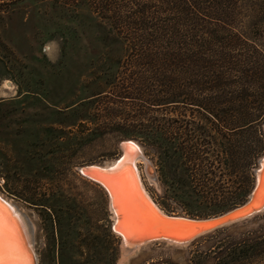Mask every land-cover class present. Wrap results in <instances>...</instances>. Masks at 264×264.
Returning <instances> with one entry per match:
<instances>
[{"label":"rangeland","instance_id":"1","mask_svg":"<svg viewBox=\"0 0 264 264\" xmlns=\"http://www.w3.org/2000/svg\"><path fill=\"white\" fill-rule=\"evenodd\" d=\"M12 2L0 0V191L33 223L38 264L119 263L107 193L78 166L112 162L124 139L153 164L154 176L144 160L139 173L166 213L204 218L247 200L264 153V118L241 127L264 91V0H239L235 22L216 23L225 28L218 33L181 37L183 22L177 43L196 63L159 72L165 82L157 72L147 78L142 61L129 64L130 51L90 9ZM222 51L235 58L217 67ZM232 68L230 95L226 79L213 77ZM170 79L178 101H150ZM153 133L162 146L146 137ZM227 246L237 260L223 264H264V211L184 245L146 243L127 264H221L220 250L231 257Z\"/></svg>","mask_w":264,"mask_h":264},{"label":"trees","instance_id":"2","mask_svg":"<svg viewBox=\"0 0 264 264\" xmlns=\"http://www.w3.org/2000/svg\"><path fill=\"white\" fill-rule=\"evenodd\" d=\"M12 3L23 2L26 0H12ZM27 1H48L53 7H68V8H85L90 9L101 20L110 25V30L115 33L122 41L123 49L130 51L129 64L135 65L137 61H142L144 69L147 71V78L154 77L157 72L158 79L165 82L166 78L159 74V72H167L177 70V66L182 71L189 67L188 62L196 63V55L189 54V48L185 46H178L177 32H180L179 26H182L181 37H190L191 32L218 33L223 31V25L219 22H235L238 14L239 0H27ZM72 10V9H71ZM172 13L174 16H179V19L168 17L161 23L157 19V14L163 12ZM182 21V22H181ZM181 23V24H180ZM215 24L213 28L209 25ZM205 26V28H201ZM194 28V29H193ZM228 34L238 36L237 33L230 28H226ZM185 32V33H184ZM203 44H201V47ZM231 53L216 52L214 56V63L217 67H222V63H229L232 59ZM139 58V59H137ZM235 58V57H234ZM199 59L198 61H200ZM197 61V62H198ZM233 61V60H232ZM118 60L117 63H120ZM213 62V61H212ZM235 62V61H233ZM236 63V62H235ZM237 64V63H236ZM235 70L219 72L213 78L224 77L227 81L228 94H234L232 87L236 83V75L233 74ZM154 72V73H153ZM153 74V75H152ZM160 77V78H159ZM171 79H174L171 77ZM170 83L164 84L162 90L159 91L158 100L156 98L150 99L152 102H177V97L180 92L176 90L175 83L172 80ZM183 94V93H182ZM188 95V94H186ZM260 99L255 102L254 111H245L242 122V129L252 127L254 124L260 123L264 118V91H260ZM185 96V93L182 95ZM191 97L192 94L188 95ZM155 97V96H154ZM151 98V96H150ZM160 104H163V103ZM156 104V103H152ZM264 132H262L263 134ZM153 145L160 147L163 145L162 138L159 135L147 134L146 136ZM171 145V144H170ZM173 146V145H172ZM175 149L170 158H174ZM169 161V159L167 160ZM228 247V246H227ZM227 259H224L225 252H221L216 257L217 263L236 261L234 257L236 250L228 247Z\"/></svg>","mask_w":264,"mask_h":264},{"label":"water","instance_id":"3","mask_svg":"<svg viewBox=\"0 0 264 264\" xmlns=\"http://www.w3.org/2000/svg\"><path fill=\"white\" fill-rule=\"evenodd\" d=\"M130 144H134L139 150L127 147ZM120 149L121 152L118 155L120 157L111 166H106V163L78 166L81 175L102 186L107 193L109 209L113 216L111 230L121 240V255L118 264H127L133 250L146 242L165 240L178 245L190 243L206 233L264 211V173H262L264 153L255 169L254 186L244 203L218 215L197 218L165 214L139 177L136 161L141 157L145 161L148 174L154 176L156 173L153 164L146 158L142 146L134 139H124L120 142ZM126 155H128L127 162L134 164L135 169L129 164L122 163L125 161ZM117 179L120 181L119 188H115L113 184V181ZM0 193L5 195L1 191ZM12 206L16 207L18 212L21 209L16 203ZM10 215L12 214H6L4 219L5 246L8 243L7 237L11 233L14 236L18 252L12 258L6 256L0 264H38L39 258L32 243L31 221L27 222L29 228H27L24 240L15 221L12 219L9 222ZM133 220H135V226L130 228ZM122 237H126L129 247L124 244Z\"/></svg>","mask_w":264,"mask_h":264},{"label":"bare ground","instance_id":"4","mask_svg":"<svg viewBox=\"0 0 264 264\" xmlns=\"http://www.w3.org/2000/svg\"><path fill=\"white\" fill-rule=\"evenodd\" d=\"M12 87V86H11ZM6 88H9V86L7 85L6 87H5V89ZM130 145H134V144H130ZM128 155H126V159H125V161L124 162H122V163H126L127 165L129 164V165H131V166H133L134 164H131V163H129V161L127 162V157ZM120 157V156H119ZM118 157V158H119ZM117 158V159H118ZM117 159H115V160H113L112 162H108L107 164H106V166H111V164L113 165L115 162H116V160ZM123 159V160H124ZM144 159L141 157V158H139L136 162H137V164H139V162L140 161H143ZM132 168H134V166L132 167ZM135 169V168H134ZM138 174H139V177H140V179H141V176L140 175H142V170L140 171V173H139V168H138ZM153 180V179H152ZM141 181H142V179H141ZM143 182V181H142ZM0 198H5V200H2V202L4 203V205H5V208H6V210L8 209V208H10L11 209V213L10 214H12V215H14V221H15V223H16V225H17V227H18V229H19V232H20V234H21V237L25 240L26 239V232H27V228H29V225H28V220L29 221H31L30 219H29V217L24 213V211L22 210V209H20L19 207V209L21 210H19V212L17 211V208L16 207H14V206H12V204H15L14 202H13V200H11L10 198H7L5 195H2L1 193H0ZM154 200V199H153ZM156 202V201H155ZM156 204H157V202H156ZM158 205V204H157ZM158 207L165 213V214H169V213H166L159 205H158ZM174 216H181V215H174ZM186 217V216H185ZM31 224H32V231L34 230V226H33V223L31 222ZM31 236H32V239H33V241H32V243H33V245H34V237H33V234H31ZM122 239H124L123 240V242H124V244L127 246V247H129L128 246V243H127V239H126V237L125 238H123L122 237ZM168 242V241H167ZM146 243H149V242H146ZM145 243V244H146ZM170 244L172 243V242H169ZM173 244V243H172ZM182 245H184V244H182ZM140 247V246H139ZM138 247V248H139ZM137 248V249H138ZM136 251V249L135 250H133V253ZM37 255V254H36ZM39 260V259H38ZM120 262V261H119Z\"/></svg>","mask_w":264,"mask_h":264},{"label":"snow or ice","instance_id":"5","mask_svg":"<svg viewBox=\"0 0 264 264\" xmlns=\"http://www.w3.org/2000/svg\"><path fill=\"white\" fill-rule=\"evenodd\" d=\"M7 86V85H6ZM127 147L132 148L133 150L138 151L139 149L134 145H127ZM262 173H264V169H262ZM114 187L119 188L120 181L114 180L113 181ZM11 209H5V205L2 202V198H0V262L4 261L5 257L12 258L14 257L17 252L18 248L14 242V236L10 233L7 237L8 243L5 246V232H4V219L6 214H10ZM14 219V215L9 216V222ZM135 226V220H133L132 224H130V228Z\"/></svg>","mask_w":264,"mask_h":264},{"label":"clouds","instance_id":"6","mask_svg":"<svg viewBox=\"0 0 264 264\" xmlns=\"http://www.w3.org/2000/svg\"><path fill=\"white\" fill-rule=\"evenodd\" d=\"M53 43H55V42H53ZM44 52H45V53H48V52H49V45L46 44V45L44 46ZM49 58L51 59V57H49ZM53 62H55V61H53Z\"/></svg>","mask_w":264,"mask_h":264}]
</instances>
